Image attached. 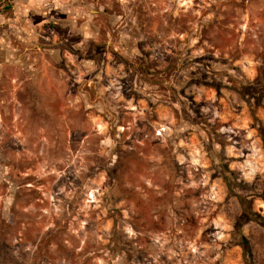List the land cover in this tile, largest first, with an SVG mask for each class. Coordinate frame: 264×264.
<instances>
[{"label":"rangeland","instance_id":"374dc122","mask_svg":"<svg viewBox=\"0 0 264 264\" xmlns=\"http://www.w3.org/2000/svg\"><path fill=\"white\" fill-rule=\"evenodd\" d=\"M0 264H264V0H0Z\"/></svg>","mask_w":264,"mask_h":264},{"label":"trees","instance_id":"16d2710c","mask_svg":"<svg viewBox=\"0 0 264 264\" xmlns=\"http://www.w3.org/2000/svg\"><path fill=\"white\" fill-rule=\"evenodd\" d=\"M243 245H244L246 254H248L250 257H252V254H253L252 248H251L249 240L246 237L243 238Z\"/></svg>","mask_w":264,"mask_h":264}]
</instances>
